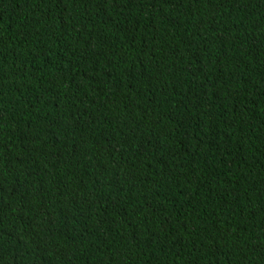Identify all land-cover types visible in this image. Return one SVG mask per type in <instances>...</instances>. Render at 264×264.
I'll list each match as a JSON object with an SVG mask.
<instances>
[{
  "label": "trees",
  "instance_id": "16d2710c",
  "mask_svg": "<svg viewBox=\"0 0 264 264\" xmlns=\"http://www.w3.org/2000/svg\"><path fill=\"white\" fill-rule=\"evenodd\" d=\"M0 264H264V0H0Z\"/></svg>",
  "mask_w": 264,
  "mask_h": 264
}]
</instances>
